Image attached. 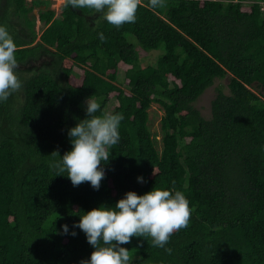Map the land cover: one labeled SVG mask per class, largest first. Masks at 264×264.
Listing matches in <instances>:
<instances>
[{"label":"trees","instance_id":"trees-1","mask_svg":"<svg viewBox=\"0 0 264 264\" xmlns=\"http://www.w3.org/2000/svg\"><path fill=\"white\" fill-rule=\"evenodd\" d=\"M0 4L22 82L0 102V264L90 260L95 249L74 227L81 216L153 189L182 191L189 225L165 248L133 237L121 245L130 264H264V0H165L156 9L142 0L136 22L119 29L66 1L59 17L46 0ZM35 9L44 30L32 46ZM138 49L163 54L144 66ZM43 57L46 67L20 70ZM121 64L129 66L122 80ZM224 79L229 93L218 88L206 119L195 103ZM112 94L118 105L110 113L124 119L100 165L105 178L99 190L74 187L50 165L72 150L68 133L88 118L86 101L100 103L101 116ZM154 103L165 112L162 150L149 126Z\"/></svg>","mask_w":264,"mask_h":264},{"label":"clouds","instance_id":"clouds-1","mask_svg":"<svg viewBox=\"0 0 264 264\" xmlns=\"http://www.w3.org/2000/svg\"><path fill=\"white\" fill-rule=\"evenodd\" d=\"M142 0H66V6L73 9H91L102 14V19L119 29L122 25L136 22V13ZM165 0H149L148 7L163 8ZM101 42L105 36L98 34ZM17 45L6 26H0V102L18 92L22 82L16 74ZM101 108L93 97L86 101L88 118L80 121L69 130L72 150L63 157L58 152L52 155L61 159L50 166L59 173L67 172L72 185L79 186L88 182L93 189L99 190L105 172L101 163L109 160V149L120 140L119 126L123 114L105 113L95 115ZM61 176V175H57ZM138 181L143 182L142 178ZM175 182H173L174 184ZM191 218V208L185 194L179 190L153 189L147 194L137 195L128 192L114 208L100 207L81 216L74 227L81 229L87 242L95 249L90 260L80 264H130V251L121 245L129 244L133 237L149 236L153 246L165 248L175 232L187 228ZM68 233L67 225L62 226ZM73 236L75 232L71 233ZM171 254L172 249H165Z\"/></svg>","mask_w":264,"mask_h":264},{"label":"rangeland","instance_id":"rangeland-1","mask_svg":"<svg viewBox=\"0 0 264 264\" xmlns=\"http://www.w3.org/2000/svg\"><path fill=\"white\" fill-rule=\"evenodd\" d=\"M26 1L28 3V6H30L32 0H26ZM46 1H49L51 3L50 9L55 11L56 16L59 17V14L62 11V7L64 6L66 0H46ZM0 5L2 6V4H0ZM249 10H250L249 3H246L244 5V11H249ZM34 16L36 18L35 32L37 35V39L32 44V46H35L37 44V42L39 41V38H40V36L44 30V26L39 20V9L34 10ZM18 23H17V25H18ZM18 28L21 30V26H18ZM18 33L20 34L18 36L22 37V34L19 31H18ZM27 39L29 40V37ZM138 51H139V54L141 57V63L144 66L155 65L158 58L163 54V50L148 52L149 54L144 53L139 49H138ZM49 60L50 59L48 57L38 58L36 60H30L26 66H21L20 70L24 71V72L32 73L33 70L36 69L37 66L41 67V68L46 67L45 65L49 62ZM119 68H120L119 76H120V79L122 80V79H124V73L127 69H129V66H127L125 64H121ZM75 71L78 74L81 73V70L78 68H76ZM228 83H229L228 79L217 80L215 82V84L212 87H210L209 89H207L206 92L195 103V107L201 112V114L204 118H206V119L211 118V103L217 95L218 88L222 87L226 94L229 93ZM125 90L127 91L126 88H125ZM256 92L258 93V90H256ZM115 96H116L115 94L111 95V101H110V104L107 108L109 113L118 105V102H117ZM149 113H150L149 126L151 129V132L156 137L158 149L162 150L163 135H162V129H161V122H162V118H163L165 112H164L163 108L161 107V105H159L158 103H154L152 105L151 109L149 110Z\"/></svg>","mask_w":264,"mask_h":264},{"label":"flooded vegetation","instance_id":"flooded-vegetation-1","mask_svg":"<svg viewBox=\"0 0 264 264\" xmlns=\"http://www.w3.org/2000/svg\"><path fill=\"white\" fill-rule=\"evenodd\" d=\"M32 1H33V0H32ZM32 1H31V2H32Z\"/></svg>","mask_w":264,"mask_h":264}]
</instances>
